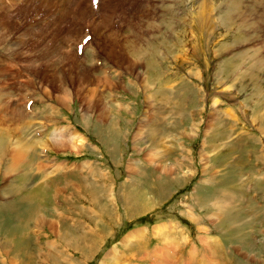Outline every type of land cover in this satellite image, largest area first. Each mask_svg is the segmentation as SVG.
Masks as SVG:
<instances>
[{
    "label": "rangeland",
    "instance_id": "rangeland-1",
    "mask_svg": "<svg viewBox=\"0 0 264 264\" xmlns=\"http://www.w3.org/2000/svg\"><path fill=\"white\" fill-rule=\"evenodd\" d=\"M255 2L0 0V264H264Z\"/></svg>",
    "mask_w": 264,
    "mask_h": 264
},
{
    "label": "bare ground",
    "instance_id": "bare-ground-1",
    "mask_svg": "<svg viewBox=\"0 0 264 264\" xmlns=\"http://www.w3.org/2000/svg\"><path fill=\"white\" fill-rule=\"evenodd\" d=\"M258 7V8H261V9H264V0H256V2H255V7ZM252 7H254V5H252ZM260 11V10H259ZM199 13V12H198ZM19 110V109H18ZM4 114V113H3ZM2 118V117H1ZM20 119H21V117H20ZM1 120V119H0ZM18 119H16V121H17ZM23 120H24V118H23ZM25 121V120H24ZM30 126V125H29ZM31 127V126H30ZM22 130V129H21ZM28 133V132H27ZM75 136V135H74ZM55 137V136H54ZM14 139V138H13ZM12 139V140H13ZM10 140V139H9ZM36 142H38V139H36L35 140ZM12 144V143H11ZM71 147V146H70ZM0 148H2V147H0ZM6 148H7V146H6ZM27 150V149H26ZM2 152V151H1ZM16 154V153H15ZM18 155V154H17ZM32 156V155H31ZM25 157V156H24ZM17 158L18 157H13L12 156V165H16L17 164ZM15 169V168H14ZM70 172V171H69ZM21 175V174H20ZM15 176V175H14ZM93 183V182H92ZM43 185V184H42ZM41 186V185H40ZM36 187V186H35ZM37 187H39V186H37ZM97 190V189H96ZM49 193V192H48ZM81 195V194H80ZM40 196V195H39ZM32 196H30L29 198H27V200H29L30 201V198H31ZM41 199V198H40ZM32 201V200H31ZM30 201V202H31ZM33 212H35V210H32ZM36 211H37V209H36ZM38 213V212H37ZM39 214V213H38ZM52 216V215H51ZM40 218H41V216H40ZM45 218V217H44ZM13 224V223H12ZM22 225V224H21ZM23 227V226H22ZM159 229H162V227L160 228V227H158L157 229H155V234L156 235H158L157 234V232H159L160 230ZM8 231V230H7ZM24 232V231H23ZM159 234H163V232H161V233H159ZM31 241V240H30ZM25 243V242H24ZM169 243V242H168ZM167 244V243H166ZM70 245H72V244H70ZM163 245H165V244H163ZM166 246V245H165ZM11 248V247H10ZM157 248H158V246H157ZM161 248V247H160ZM166 248V247H165ZM155 250V249H154ZM165 250V249H164ZM164 250H162V248H161V250L160 251H164ZM156 253V252H155ZM156 255H159V254H156ZM15 259V258H14ZM158 262V261H157ZM155 264V263H154ZM160 264V263H159Z\"/></svg>",
    "mask_w": 264,
    "mask_h": 264
},
{
    "label": "crops",
    "instance_id": "crops-1",
    "mask_svg": "<svg viewBox=\"0 0 264 264\" xmlns=\"http://www.w3.org/2000/svg\"><path fill=\"white\" fill-rule=\"evenodd\" d=\"M40 246H38V250H37V253H39L40 249H39ZM44 248V247H43ZM41 252V251H40Z\"/></svg>",
    "mask_w": 264,
    "mask_h": 264
}]
</instances>
